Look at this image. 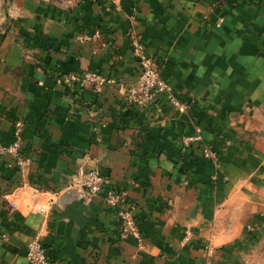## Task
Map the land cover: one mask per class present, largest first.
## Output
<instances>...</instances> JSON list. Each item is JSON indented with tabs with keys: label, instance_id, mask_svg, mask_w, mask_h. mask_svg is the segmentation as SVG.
Returning a JSON list of instances; mask_svg holds the SVG:
<instances>
[{
	"label": "crops",
	"instance_id": "1",
	"mask_svg": "<svg viewBox=\"0 0 264 264\" xmlns=\"http://www.w3.org/2000/svg\"><path fill=\"white\" fill-rule=\"evenodd\" d=\"M8 20L0 147L21 118L33 162L19 184L0 152V264H32L26 246L40 235L57 264H237L246 227H264V136L240 140L264 129V0H0V26ZM97 29L101 41H78ZM131 29L163 61L188 112L165 101L125 105L139 70ZM85 70L117 82L97 92L60 81ZM195 123L216 159L183 150ZM79 167L125 192L142 249L120 235L102 197L79 189L56 202Z\"/></svg>",
	"mask_w": 264,
	"mask_h": 264
},
{
	"label": "built area",
	"instance_id": "2",
	"mask_svg": "<svg viewBox=\"0 0 264 264\" xmlns=\"http://www.w3.org/2000/svg\"><path fill=\"white\" fill-rule=\"evenodd\" d=\"M117 9L122 11L120 6ZM217 25H220V22ZM128 36L139 70L136 79L122 93L125 105L142 108L165 101L181 112H188L190 109L189 104L178 98L172 82L164 75V70L161 67L163 61L148 51L144 41L135 31L131 29ZM102 37V32L98 29L91 33L77 35L78 41L84 44H95L101 41ZM60 81L68 87H73L75 84L81 86L93 85L97 92L103 89L106 82H117L114 78L104 76L95 70L68 73ZM24 130L25 121L21 118L16 119L14 121L12 142L7 146L0 147L1 153L11 156L19 184L25 183L27 180V170L33 162V157L24 150ZM201 135V127L198 124L194 135L185 137L183 143L187 146L193 143L199 144L202 141ZM202 151L204 156H210V150L204 145ZM71 187H79L91 197H102L106 206L117 214L122 237L132 238L141 244L143 236L139 222L132 211L134 206L127 201L124 191L113 186L109 177L102 174L97 168L85 169L79 167L73 177ZM11 206L18 207L14 202L11 203ZM25 256L32 264H57L49 256L48 249L41 236H36L27 244Z\"/></svg>",
	"mask_w": 264,
	"mask_h": 264
},
{
	"label": "rangeland",
	"instance_id": "3",
	"mask_svg": "<svg viewBox=\"0 0 264 264\" xmlns=\"http://www.w3.org/2000/svg\"><path fill=\"white\" fill-rule=\"evenodd\" d=\"M6 23H4L1 26H4ZM161 67L164 70L165 64L164 63L161 64ZM198 124L201 127V134H202L201 135L202 136L201 143H199V144L193 143L190 146H187L186 144L183 143V141H184L185 137L190 136V135H186L181 140L183 150H187V149H190L192 147H195V149L198 151V153H199L198 155H200V157L216 159L217 153L212 149V144L208 143L205 140V138L203 136L202 126L200 123H195V130H196V125H198ZM194 133L191 135H194ZM245 135L240 136L241 144H245V142L248 141V139H256L260 136H264V129H259V130L256 129L253 131L249 130V132H247ZM203 145L210 150V156H204L203 155V151H202ZM214 179H216V181L218 180V178H214ZM224 180H227V178H224ZM17 208L13 207V209H17ZM134 208L135 207H133V209H132L133 213H134ZM116 216H117V214H116ZM119 231H120V225H119ZM263 232H264V227L261 228L260 231L257 230L256 228L249 229L248 227H246V235L248 236V239L244 240V244L241 247L238 244L239 242H237L238 240L235 241V243H234L236 245L237 244L239 245L238 249H237V253L235 255L236 258H238L236 260L237 264H264V234H263ZM191 234L192 233H189L186 231V238H185L186 241L189 240V238L191 237ZM120 235H121V232H120ZM5 240H8V235H2L1 241H5ZM135 246L138 249H140V248L142 249L144 247V237H143L141 244H139L138 242H135Z\"/></svg>",
	"mask_w": 264,
	"mask_h": 264
},
{
	"label": "trees",
	"instance_id": "4",
	"mask_svg": "<svg viewBox=\"0 0 264 264\" xmlns=\"http://www.w3.org/2000/svg\"><path fill=\"white\" fill-rule=\"evenodd\" d=\"M9 26H10V20H8L4 26H0V45L4 40V31L7 30Z\"/></svg>",
	"mask_w": 264,
	"mask_h": 264
},
{
	"label": "water",
	"instance_id": "5",
	"mask_svg": "<svg viewBox=\"0 0 264 264\" xmlns=\"http://www.w3.org/2000/svg\"><path fill=\"white\" fill-rule=\"evenodd\" d=\"M74 190H79V187H70L65 193H63V194H61V195H59L58 197H57V199H56V202L57 203H61L62 202V199H63V197H64V194H66V193H70V192H72V191H74Z\"/></svg>",
	"mask_w": 264,
	"mask_h": 264
}]
</instances>
